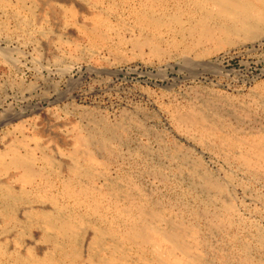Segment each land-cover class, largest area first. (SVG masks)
Instances as JSON below:
<instances>
[{"label": "rangeland", "instance_id": "374dc122", "mask_svg": "<svg viewBox=\"0 0 264 264\" xmlns=\"http://www.w3.org/2000/svg\"><path fill=\"white\" fill-rule=\"evenodd\" d=\"M144 1L0 0V149L31 150L39 169L23 184L17 221H0V264L16 252L56 254L41 221H26L31 205L85 221L79 257L58 264L106 255V235L89 249L95 226L121 233L153 211L158 225L192 227L185 240L205 264H264V30L228 39L190 0ZM141 7L159 25L136 19ZM171 13L179 21L168 26ZM75 147L95 156L87 173ZM41 149L60 164L45 163ZM13 172L0 180L18 189ZM123 247L129 263L140 261L144 248Z\"/></svg>", "mask_w": 264, "mask_h": 264}, {"label": "bare ground", "instance_id": "6f19581e", "mask_svg": "<svg viewBox=\"0 0 264 264\" xmlns=\"http://www.w3.org/2000/svg\"><path fill=\"white\" fill-rule=\"evenodd\" d=\"M154 1L145 0L144 5ZM190 2L189 9H193L199 14V21L212 18L215 21L214 27L228 39L236 37L252 40L264 30V0H190ZM163 17L167 18L163 19V23L168 26H170L171 21L173 23L179 21V17L174 13ZM135 18L145 24L149 22L152 25H159L162 21V18L159 16L155 17L142 7L135 12ZM200 25L192 28V31L196 32L197 38L206 33V29L202 24ZM229 146L232 147L233 145ZM2 147L0 149V171L4 172L9 168H13L12 176H14V181L20 184V188L17 189L12 182L8 183L4 179L0 180V221L9 223L17 221L15 205L26 203L29 199L23 184L31 182L34 176L39 174V169L31 164L34 158L31 150H26L22 153L14 144ZM80 151L75 147L70 149L69 154L74 160L83 154L81 156L84 160L83 170L84 173H87V164L95 162V156L89 155L86 150L82 153ZM40 154L45 163L56 166L60 164L51 154L42 149ZM255 154L257 156L260 155L259 152H255ZM242 157L244 163H252L251 159L248 158V154H243ZM74 162L70 163V168L74 172H79L80 168L78 167V170H76ZM253 163H256V161ZM259 163L264 164V159L259 161ZM61 182L63 193L75 196L72 194L73 191H69L70 182L65 179ZM80 188L85 190L88 188V183H82ZM77 192L82 191L77 190ZM48 198L52 202L54 201L53 195H49ZM53 203L56 206L58 205L55 202ZM88 208L93 210L94 207L88 206ZM26 211V221L33 223L31 216H35L41 221L40 223L44 228L42 239L51 242L56 254L47 252L42 257H37L31 250L25 253L16 252L11 257L13 264H23L24 261H35L38 264H58L62 262L60 261L62 258L76 260L79 257L78 238L81 234V226L85 223L80 213H77V217L71 211H60V208H55V210L51 211L44 208H35L32 205L28 206ZM156 215H158L156 211L151 214L152 217H156ZM152 217L143 220L140 224L130 220L131 222L124 225L121 233L95 226L90 237L89 249L94 252L99 249L106 242L105 235L109 238V245L106 255L96 258L94 256L93 259H89V264H205L199 251L185 240V237L190 235V231L193 233L192 227L190 231H186L171 224L166 226L158 225L149 221L152 220ZM125 241L129 244L133 243L137 249L144 248L140 261L128 262L123 247V242ZM258 244L262 247L264 246V238L261 235L258 237ZM2 250L5 254V250ZM145 252H147V255ZM76 264L84 263L79 261Z\"/></svg>", "mask_w": 264, "mask_h": 264}]
</instances>
